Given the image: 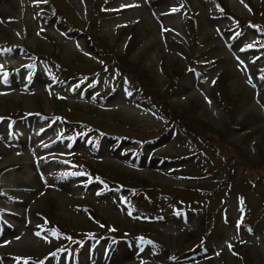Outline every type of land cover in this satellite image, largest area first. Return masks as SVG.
Instances as JSON below:
<instances>
[{"label": "rangeland", "instance_id": "374dc122", "mask_svg": "<svg viewBox=\"0 0 264 264\" xmlns=\"http://www.w3.org/2000/svg\"><path fill=\"white\" fill-rule=\"evenodd\" d=\"M0 264H264V0H0Z\"/></svg>", "mask_w": 264, "mask_h": 264}, {"label": "bare ground", "instance_id": "6f19581e", "mask_svg": "<svg viewBox=\"0 0 264 264\" xmlns=\"http://www.w3.org/2000/svg\"><path fill=\"white\" fill-rule=\"evenodd\" d=\"M145 174L151 178H154V179H162L164 178L162 174L160 173H157V172H153V171H150V170H146Z\"/></svg>", "mask_w": 264, "mask_h": 264}, {"label": "trees", "instance_id": "16d2710c", "mask_svg": "<svg viewBox=\"0 0 264 264\" xmlns=\"http://www.w3.org/2000/svg\"><path fill=\"white\" fill-rule=\"evenodd\" d=\"M216 84L217 83H213V86H214V89H215V87H216ZM144 88V87H143ZM144 90H146L145 88H144ZM11 112V111H10ZM17 112H19V113H21V118H25L26 116H28V115H30L31 113H29L28 111H26V110H24V109H21V108H18V111Z\"/></svg>", "mask_w": 264, "mask_h": 264}]
</instances>
